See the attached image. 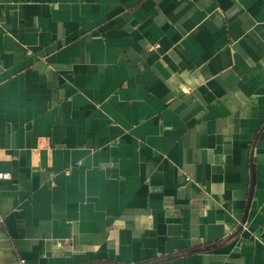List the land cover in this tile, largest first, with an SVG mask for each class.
Masks as SVG:
<instances>
[{
    "label": "crops",
    "instance_id": "obj_1",
    "mask_svg": "<svg viewBox=\"0 0 264 264\" xmlns=\"http://www.w3.org/2000/svg\"><path fill=\"white\" fill-rule=\"evenodd\" d=\"M1 172L0 264H264V0H0Z\"/></svg>",
    "mask_w": 264,
    "mask_h": 264
},
{
    "label": "built area",
    "instance_id": "obj_2",
    "mask_svg": "<svg viewBox=\"0 0 264 264\" xmlns=\"http://www.w3.org/2000/svg\"><path fill=\"white\" fill-rule=\"evenodd\" d=\"M11 177V174H10V172H1L0 173V180L1 179H8V178H10ZM22 262H23V260H21Z\"/></svg>",
    "mask_w": 264,
    "mask_h": 264
},
{
    "label": "water",
    "instance_id": "obj_3",
    "mask_svg": "<svg viewBox=\"0 0 264 264\" xmlns=\"http://www.w3.org/2000/svg\"><path fill=\"white\" fill-rule=\"evenodd\" d=\"M253 191H254V190H253V188H252V189H251V194H250V195H251V196H250V200H251V198H252Z\"/></svg>",
    "mask_w": 264,
    "mask_h": 264
}]
</instances>
